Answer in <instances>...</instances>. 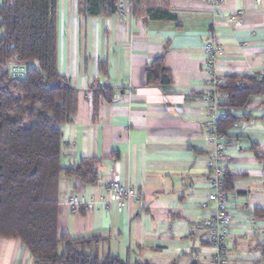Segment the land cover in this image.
<instances>
[{
	"label": "crops",
	"instance_id": "1",
	"mask_svg": "<svg viewBox=\"0 0 264 264\" xmlns=\"http://www.w3.org/2000/svg\"><path fill=\"white\" fill-rule=\"evenodd\" d=\"M116 1V11L90 15L86 0H56L57 71L77 93L73 119L61 126L60 164L88 158L97 172L93 183L61 175L59 232L100 235L99 257L126 264H209L214 108V123L232 119L221 132L228 264H264V88L233 110L214 94L225 75H264V0ZM148 8L175 17L156 18ZM208 43L220 47L211 64ZM156 58L170 83L148 82ZM97 82L112 86L113 97L95 105ZM114 173L132 191L123 204L106 189ZM72 194L85 200L75 210L66 204ZM0 264L35 263L17 237L0 236Z\"/></svg>",
	"mask_w": 264,
	"mask_h": 264
},
{
	"label": "trees",
	"instance_id": "2",
	"mask_svg": "<svg viewBox=\"0 0 264 264\" xmlns=\"http://www.w3.org/2000/svg\"><path fill=\"white\" fill-rule=\"evenodd\" d=\"M116 2L86 0L84 9L90 15L114 12ZM146 11L156 18L175 17L160 8ZM55 12L56 0H0V236L17 237L35 264H126L118 256L99 257L102 236L71 237L58 229L61 175L93 183L97 172L88 158L60 164L61 126L73 119L77 93L57 71ZM146 74L148 82L170 83L161 58ZM215 87L228 109H240L261 93L264 75L228 74ZM112 91L108 84H92V102L96 105L100 96L111 100ZM226 117L215 120L216 132L232 120ZM228 184L225 173V191Z\"/></svg>",
	"mask_w": 264,
	"mask_h": 264
},
{
	"label": "built area",
	"instance_id": "3",
	"mask_svg": "<svg viewBox=\"0 0 264 264\" xmlns=\"http://www.w3.org/2000/svg\"><path fill=\"white\" fill-rule=\"evenodd\" d=\"M212 5L216 4L218 0H208ZM220 47L215 43H208L205 45V51L207 53V62L213 63L217 59ZM211 80L216 83L214 77ZM209 124L214 129V108L208 110ZM215 137V157L211 168L210 176L208 179L209 200L214 202V213L212 216L204 221V224L208 230V240L214 246V252L211 255L209 264H228L229 260L226 257L227 252V240L230 236V214L227 209L228 194L223 189V178L226 173V163L223 159V135L214 131ZM106 189L110 192L114 199L123 204L126 199L132 195V191L125 187L116 173L107 181ZM138 198V197H137ZM137 201H139L137 199ZM85 200L81 195H70L66 204L70 209L75 210L81 204H84ZM203 207L206 203L202 204Z\"/></svg>",
	"mask_w": 264,
	"mask_h": 264
},
{
	"label": "rangeland",
	"instance_id": "4",
	"mask_svg": "<svg viewBox=\"0 0 264 264\" xmlns=\"http://www.w3.org/2000/svg\"><path fill=\"white\" fill-rule=\"evenodd\" d=\"M2 32V29H0V33ZM32 66H36V63L33 62L32 63ZM11 117H15L16 116V113H13V114H10Z\"/></svg>",
	"mask_w": 264,
	"mask_h": 264
}]
</instances>
